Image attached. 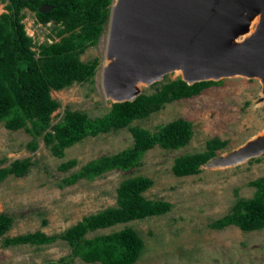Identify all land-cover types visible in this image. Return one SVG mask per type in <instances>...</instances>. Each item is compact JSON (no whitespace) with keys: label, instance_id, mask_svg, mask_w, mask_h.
Instances as JSON below:
<instances>
[{"label":"rangeland","instance_id":"1","mask_svg":"<svg viewBox=\"0 0 264 264\" xmlns=\"http://www.w3.org/2000/svg\"><path fill=\"white\" fill-rule=\"evenodd\" d=\"M0 3V14L6 11ZM27 32L37 43L58 40L52 28L54 22L44 24L36 13L25 10ZM108 42V27L98 43L82 55V59L98 57L100 64L91 81L76 82L52 96L60 107L52 114L48 129L60 121L67 108L79 109L92 117L106 114L112 106L103 88V68ZM178 73L168 74L174 79ZM207 87L197 96L173 101L152 115L136 119L138 125L157 130L177 118L192 122L194 135L180 149L156 146L150 149L140 166L128 171L112 170L94 180L82 179L60 187L58 181L79 170L88 161L113 154L134 144L129 127L87 137L66 149L63 157L53 155L43 138L38 149L29 147L32 135L26 129L10 130L0 125L1 166L16 159L32 158L33 165L24 177L9 176L0 181V213L13 217L14 224L5 236H15L41 230L47 234L60 233L85 215L95 213L117 203L120 183L135 175H145L154 184L145 191L151 199H164L173 204L166 214L119 224L100 230L107 233L126 225L134 227L145 241V248L135 264H264V228L243 231L237 226L215 229L211 223L228 213L237 195L251 197L255 187L250 182L264 175V153L247 162L221 169L203 168L194 175L176 176L172 166L176 157L203 151L211 139L227 142L222 154L237 148L264 129V104H255L261 96L262 84L257 78L234 76ZM220 81V80H219ZM155 87L145 86V92ZM76 158L78 164L67 171L59 165ZM90 235H93L91 233ZM0 238V264H101L88 263L80 258L62 263L70 253L69 246L57 241L46 246L30 244L4 246Z\"/></svg>","mask_w":264,"mask_h":264},{"label":"trees","instance_id":"2","mask_svg":"<svg viewBox=\"0 0 264 264\" xmlns=\"http://www.w3.org/2000/svg\"><path fill=\"white\" fill-rule=\"evenodd\" d=\"M0 3H7L6 11L0 14V125L4 123L10 130L26 129L32 135L29 147L33 151L38 149L39 138H43L57 157H63L67 148L87 137L125 127H129L133 135L131 147L88 161L59 180L60 187L82 179L94 180L112 170L136 168L142 164L144 155L156 146L185 147L194 135L193 124L188 119H174L155 131L131 124L173 101L197 96L207 87L222 82L207 80L189 84L181 76L171 79L166 75L163 81L152 85L153 92L144 91L134 101L112 103L102 116L92 117L85 111L67 108L63 118L48 129L52 114L61 105L52 91L91 81L96 75L100 59L85 61L82 55L98 43L107 29L114 0H0ZM44 4L51 9L41 11ZM27 9L34 11L44 24L54 22L52 30L59 39L37 43L26 29ZM226 145V141L211 139L205 150L176 157L173 173L180 177L199 173L200 166ZM5 161L0 159V181L12 175L24 177L33 165L32 158L16 159L8 166H1ZM77 164L78 160L72 158L62 162L59 169L67 171ZM153 184V179L145 175L124 179L117 189L116 205L85 215L55 234L37 230L5 236L14 219L0 213V238H5L6 247L46 246L63 241L70 253L60 259L62 263L80 258L88 263L135 264L144 251L145 241L134 227L126 225L107 233L99 231L169 212L173 207L171 202L145 196V191ZM250 185L255 187L253 196L237 195L230 211L214 220L211 227L224 229L234 225L243 231L264 228V175L252 180Z\"/></svg>","mask_w":264,"mask_h":264},{"label":"water","instance_id":"3","mask_svg":"<svg viewBox=\"0 0 264 264\" xmlns=\"http://www.w3.org/2000/svg\"><path fill=\"white\" fill-rule=\"evenodd\" d=\"M103 71L113 103L134 101L145 86L178 73L189 84L257 78L255 104H264V0H114ZM263 153L264 129L200 168H229Z\"/></svg>","mask_w":264,"mask_h":264},{"label":"bare ground","instance_id":"4","mask_svg":"<svg viewBox=\"0 0 264 264\" xmlns=\"http://www.w3.org/2000/svg\"><path fill=\"white\" fill-rule=\"evenodd\" d=\"M103 74H104V71H103ZM104 92H105V96H106V91H105V89H104ZM106 98H107V96H106ZM107 99H109V98H107Z\"/></svg>","mask_w":264,"mask_h":264}]
</instances>
